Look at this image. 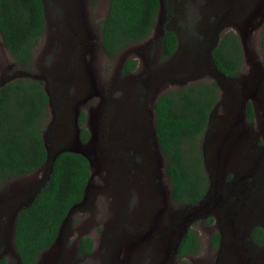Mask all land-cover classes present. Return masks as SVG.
Instances as JSON below:
<instances>
[{
	"label": "rangeland",
	"instance_id": "obj_1",
	"mask_svg": "<svg viewBox=\"0 0 264 264\" xmlns=\"http://www.w3.org/2000/svg\"><path fill=\"white\" fill-rule=\"evenodd\" d=\"M188 1L174 4L179 38L168 57H161L154 46L156 17L146 37L107 58L99 30L107 0H43L44 25L28 66L17 65L0 38V84L20 76L41 79L50 96L42 124L45 144L57 147L50 133L62 137L65 130L66 145L81 148L89 159L82 199L33 264H171L174 256L168 252L182 218L193 214L188 225L196 233L198 251L182 256L188 264H264V69L259 44L264 0H213L202 18L190 11ZM194 1L195 7L201 6L202 0ZM162 5L170 10L166 0ZM188 13L183 23L181 17ZM90 26L89 40L95 42L91 52L71 50V44L66 51L53 47L55 34H86ZM225 30L235 33L241 50L234 83L213 74L206 61L207 44L200 45L201 51L198 47L201 39L214 41ZM125 57L136 61L128 74L119 71ZM198 79L216 82L217 98L199 139L213 175L207 198L185 208L169 196L165 159L152 135L153 102L161 91ZM242 92L251 103V121L244 117ZM78 109L89 132L84 142L77 137ZM143 134L149 142L144 147L138 139ZM44 173L40 165L0 183V254L5 264H20L12 247L14 209ZM255 224L263 228L259 245L247 236ZM215 230L220 242L212 247L209 238ZM80 235L92 240L91 250L83 255L76 252Z\"/></svg>",
	"mask_w": 264,
	"mask_h": 264
},
{
	"label": "trees",
	"instance_id": "obj_2",
	"mask_svg": "<svg viewBox=\"0 0 264 264\" xmlns=\"http://www.w3.org/2000/svg\"><path fill=\"white\" fill-rule=\"evenodd\" d=\"M92 4L95 0H88ZM158 12V0H107L99 21L100 46L112 58L129 43L146 37ZM44 25L42 0H0L1 43L20 66H28L32 51ZM160 56H169L176 47L175 34L164 29ZM260 63L264 67V19L259 31ZM216 68L227 76L239 73L241 50L232 30L224 31L210 51ZM133 57H125L119 66L122 74L132 71ZM41 79L23 76L0 84V183L25 175L44 161L46 151L41 132L48 96ZM217 98L214 80H195L161 91L153 102L152 126L158 147L164 156V173L169 182V196L178 204L198 200L208 186L199 139L207 116ZM244 117L252 119L249 100L244 103ZM78 136L86 141L89 132L83 125L84 113L77 114ZM88 161L77 151L62 150L53 160L49 177L31 202L17 211L12 244L20 264H33L40 251L49 246L71 205L81 200L89 177ZM211 218L207 217L206 221ZM263 228L254 225L250 239L259 245ZM216 247L218 231L210 235ZM87 235L77 239L79 255L91 250ZM198 251L196 233L188 227L178 242L174 264H188L182 256ZM5 264V257H0Z\"/></svg>",
	"mask_w": 264,
	"mask_h": 264
},
{
	"label": "water",
	"instance_id": "obj_3",
	"mask_svg": "<svg viewBox=\"0 0 264 264\" xmlns=\"http://www.w3.org/2000/svg\"><path fill=\"white\" fill-rule=\"evenodd\" d=\"M163 4V0H158V11H159V9H162V5ZM158 13V12H157ZM264 19V18H263ZM263 19H262V21H263ZM261 21V22H262ZM261 22H260V24H261ZM214 45V42H212V44H211V46H213ZM210 45L208 46V47H206V61L210 64V68H211V71L213 72V74H215L216 76H218L222 81H228V82H232V83H234L235 81H236V78H237V76H227V75H225V74H223L221 71H219L217 68H216V66H215V64H214V62H213V60L211 59V56H210V47H211ZM37 79H39V78H37ZM216 83V82H215ZM60 87V86H59ZM236 87V86H235ZM236 89H237V91L239 92V89L236 87ZM46 91V90H45ZM61 91V90H60ZM234 91H235V89H234ZM46 93H47V96H48V100H47V103L49 102V100H50V96H49V93L46 91ZM63 97H64V99H65V97H66V94H61ZM242 97H243V101H242V109H244V103H245V101L246 100H248L246 97H245V95H244V93L242 92ZM78 111H79V109H78ZM78 111H77V114H78ZM210 113H211V110H210V112H209V114H208V116H207V121H206V126H207V124H208V122H209V118H210ZM77 114H76V119H77ZM153 118V117H152ZM76 124H77V121H76ZM206 126H205V128H204V130H203V132H205V130H206ZM77 128H78V124H77ZM79 129V128H78ZM78 129H77V137H78ZM60 132V131H59ZM66 132H65V130H64V133H63V136L62 137H58V136H56L55 135V133L54 132H52V133H50V140H51V142H55L56 144H57V147H55L54 149L52 148V149H50V148H48L47 147V145L45 144V140H44V138H43V136H42V132H41V136H42V139H43V144H44V147H45V151H46V155H45V159H44V161H43V163L41 164V165H44V168H45V173H44V176L42 177V179H40L39 181H37L36 183H34L32 186H29V188L27 189V191H26V195H25V197L23 198V199H21V200H18V202H17V205L15 206V209H14V220H13V225H12V233H13V226H14V221H15V218H16V215H17V211L21 208V207H23V206H26V205H28L30 202H31V200L33 199V197L35 196V194L39 191V189L44 185V183L46 182V180L48 179V177H49V173H50V170H51V167H52V163H53V160H54V158L56 157V155L60 152V151H62V150H72V151H77V152H80L81 154H83L85 157H86V159H87V161H88V164H89V159H88V156H87V154L80 148V149H78V148H76V147H71V146H68V145H66V143H65V134ZM152 134H153V137H154V140H155V143H156V145L158 146V144H157V141H156V138H155V136H154V132H153V126H152ZM78 139H79V137H78ZM75 142H74V140H73V143L72 144H74ZM83 147V146H82ZM201 149V148H200ZM201 154H202V160H203V166H204V169H205V172H206V174H207V178H208V186H207V188H206V190H205V192L203 193V195L198 199V200H196L195 202H193V203H190V204H183V205H185V208H187V207H190V208H195L196 207V205L198 204V203H200L201 201H203L204 199H206L207 198V195L209 194V190H210V187H211V184H212V175H213V171H212V169L207 165V163H206V156H205V154H204V150H203V147H202V150H201ZM90 176V175H89ZM88 181V180H87ZM87 183V182H86ZM86 185L87 184H85V186H84V189H83V194H84V190H85V188H86ZM83 194H82V196H83ZM81 199H82V197H81ZM79 202V201H78ZM78 202H76V203H78ZM76 203H74L73 205H75ZM73 205H71L70 206V208L68 209V211H67V213H66V215H65V217L69 214V212L72 210V208L74 207ZM64 217V218H65ZM195 217V215L193 214L191 217H188L187 215L185 216V217H183L182 218V222L180 223V226H179V231H178V233H177V235H176V237H175V240L173 241V243H172V245H171V248H170V251L168 252V253H170L171 255H173L174 257H175V251H176V248H177V245H178V242H179V240L181 239V237H182V235H183V233L185 232V230L189 227V225H188V223H189V221L191 220V219H193ZM63 218V219H64ZM61 223H62V221H61ZM61 223H60V225H61ZM60 225H59V227H60ZM255 225H257V224H255ZM252 226H254V225H252ZM251 226V227H252ZM59 227H58V230H59ZM251 227H250V229H251ZM250 229L248 230V232H247V236L249 237L248 239V241L249 242H251L252 244H254L253 242H252V240L250 239ZM58 230H57V233H58ZM56 236H57V234H56ZM56 236H55V238H56ZM54 238V239H55ZM218 242H220V234H219V232H218ZM254 245H256V244H254ZM12 247H13V244H12ZM13 250H14V248H13ZM15 252V251H14ZM18 258V257H17Z\"/></svg>",
	"mask_w": 264,
	"mask_h": 264
},
{
	"label": "flooded vegetation",
	"instance_id": "obj_4",
	"mask_svg": "<svg viewBox=\"0 0 264 264\" xmlns=\"http://www.w3.org/2000/svg\"><path fill=\"white\" fill-rule=\"evenodd\" d=\"M167 1V5L170 4V10H166L165 9V6L163 7L162 6V9H159L158 13H157V18L159 20V35H158V40L156 41V43H154V46H158L159 47V53H160V39H161V36H162V33H163V30L164 29H170L174 32L175 34V38H176V47H175V50L170 54L172 55L175 51H176V48H177V40L179 38V34H178V25H176V23H174V20H175V16L174 14L177 12L176 9H173L175 8V5L174 4H180L183 0H166ZM185 1H188V0H185ZM87 2L89 3V1L87 0ZM43 0H42V4H43ZM187 6L189 7L190 11H192V9L196 12V13H200V17L202 18V15L205 13V8H207L208 6L210 5H213L214 4V1L213 0H202L201 1V6H196L197 8L200 7L199 9H197L195 7L196 3L194 0H189L187 3ZM174 5V6H173ZM193 14V12H191ZM185 15H190V13L188 14H184L182 15V19H183V23L186 21L185 20ZM157 21V19H156ZM201 29H203V27H201ZM226 31V30H225ZM224 32V31H223ZM221 32L216 40L213 41V39L215 38H212L209 40H206V41H203V39H201L198 44H199V49H200V45L203 44L204 47H208L209 45L211 46L212 43L210 42H214V45L217 43L218 39H219V36L223 33ZM92 28L90 26L89 28V31L88 33L85 34V32L83 31H72L70 33H63V37L61 36V34L59 33V35H56L57 36V39L53 42L52 41V45L53 47H61V48H64V51H66L68 49V45H72L70 46L71 50H74V51H79L81 48H82V53L86 52V51H90L91 52V49L93 48V46L95 47V42H93L92 40H89L90 37L92 36ZM211 46L210 47V51L211 49L214 47ZM201 51V49H200ZM169 55V56H170ZM168 57V56H167ZM121 63V62H120ZM261 65V63H260ZM120 66V65H119ZM261 67L264 69V67L261 65ZM240 69V67H239ZM128 74V73H127ZM238 75V74H237ZM236 75V76H237ZM59 86V85H58ZM84 122V121H83ZM84 125V124H83ZM153 135V134H152ZM79 137V136H78ZM136 138V137H135ZM137 139V138H136ZM135 139V140H136ZM141 141V146L144 147L145 144H149V142L146 140V134H143L140 138ZM80 140V139H79ZM81 141V140H80ZM155 141V140H154ZM81 142H84V141H81ZM139 145H140V142L138 140L137 142ZM156 144V143H155ZM136 147H137V144L135 143ZM127 149V148H126ZM156 149L160 152L159 150V147L156 145ZM133 150V149H132ZM161 153V152H160ZM162 154V153H161ZM144 158V156H143ZM1 210V209H0ZM1 212V211H0ZM79 237V236H78ZM77 237V239H78ZM54 241V240H53ZM76 245H77V241H76ZM79 255V254H77ZM2 256V254H0V257ZM4 256V255H3ZM176 261V258L174 257V260L171 264H174V262Z\"/></svg>",
	"mask_w": 264,
	"mask_h": 264
}]
</instances>
